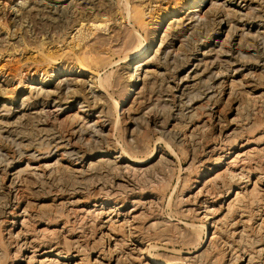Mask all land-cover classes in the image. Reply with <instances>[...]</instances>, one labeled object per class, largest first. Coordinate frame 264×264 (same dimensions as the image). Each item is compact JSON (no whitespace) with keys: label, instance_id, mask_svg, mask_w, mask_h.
<instances>
[{"label":"rangeland","instance_id":"1","mask_svg":"<svg viewBox=\"0 0 264 264\" xmlns=\"http://www.w3.org/2000/svg\"><path fill=\"white\" fill-rule=\"evenodd\" d=\"M185 1L0 0V264H264V0Z\"/></svg>","mask_w":264,"mask_h":264},{"label":"bare ground","instance_id":"2","mask_svg":"<svg viewBox=\"0 0 264 264\" xmlns=\"http://www.w3.org/2000/svg\"><path fill=\"white\" fill-rule=\"evenodd\" d=\"M204 1L205 0H186L185 2H181L178 4V8L173 10L172 12H168L166 14H163L162 17H160L159 21L157 22V25H156V28H155V32L153 34H156L157 30L159 29V27L162 25V23L164 21H166L169 17H174V16H177L181 13H184L185 11H187L188 14H195L197 13L198 11L202 10L203 6H204ZM178 2V1H177ZM201 6V7H200ZM148 52V47H142L140 50H138L133 56L130 57V62L129 64H134L138 61H140ZM53 61V60H52ZM82 64V63H81ZM80 67L74 72L72 73H75L76 75H82V74H85V73H89L88 74V79L84 80V82H88V81H91V78H92V75L90 74L91 72L85 67V66H81L79 65ZM10 71V70H9ZM63 72H65V74H70L71 73V70H63ZM149 72V71H148ZM95 73V72H94ZM60 74V73H59ZM62 74V73H61ZM56 76V73H53L51 72V75L50 77H55ZM34 78H32L33 80ZM82 80V78H81ZM52 81L51 80H45L43 78L39 79V85L40 86H44V85H47V84H50ZM100 83V82H98ZM38 85V82L36 83L35 80L33 81H30V82H27L25 83V85L23 86V89H32V88H35L37 87ZM39 87V86H38ZM99 87H101V85H99ZM102 88H99V90H101ZM131 89V87L129 88ZM39 91V90H38ZM72 91V89H71ZM123 102V101H122ZM117 122V121H116ZM53 145V144H52ZM243 145V144H242ZM241 145V146H242ZM229 153V152H228ZM238 156V155H237ZM250 156V155H249ZM232 157V156H231ZM236 157V156H235ZM135 159V158H133ZM234 160V158H232ZM98 161H104V160H107V156L106 154H102L99 156V158L97 159ZM145 160V159H144ZM139 161V160H138ZM235 161V160H234ZM240 164V163H239ZM228 178V177H227ZM239 180V179H238ZM240 192H238V190L236 191V194H239ZM229 194V190L227 191L226 193V197L228 196ZM135 200V199H133ZM236 202V201H235ZM114 204H117L115 202H112ZM109 202L105 199H102V200H99V201H95L93 204H91L92 206H98L100 208L104 207V205H108ZM123 207V204H118V208H121ZM23 217V216H22ZM206 217V216H205ZM12 223V222H11ZM14 223V222H13ZM12 223V224H13ZM16 223V222H15ZM22 224V223H21ZM37 250V249H36ZM69 252V251H68ZM40 254H43L45 255V260H49L51 261L52 263L55 262V264H58L57 261L59 260H66L70 257H68V254L66 253H63L62 251H58L55 247H45ZM79 255V254H78ZM151 255V254H150ZM34 257V256H33ZM150 263L151 264H169L168 262L166 261H163V260H160V259H157V258H154V257H150ZM40 262V260H39ZM171 263V262H170ZM51 264V263H49Z\"/></svg>","mask_w":264,"mask_h":264}]
</instances>
